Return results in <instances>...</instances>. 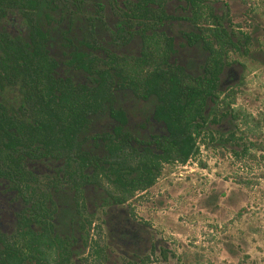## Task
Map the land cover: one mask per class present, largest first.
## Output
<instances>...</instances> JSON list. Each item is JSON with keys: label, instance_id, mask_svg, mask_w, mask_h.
<instances>
[{"label": "trees", "instance_id": "obj_1", "mask_svg": "<svg viewBox=\"0 0 264 264\" xmlns=\"http://www.w3.org/2000/svg\"><path fill=\"white\" fill-rule=\"evenodd\" d=\"M238 44L210 0H0V264H79L99 217L137 233L127 202L238 117Z\"/></svg>", "mask_w": 264, "mask_h": 264}, {"label": "rangeland", "instance_id": "obj_2", "mask_svg": "<svg viewBox=\"0 0 264 264\" xmlns=\"http://www.w3.org/2000/svg\"><path fill=\"white\" fill-rule=\"evenodd\" d=\"M210 3L239 43L222 75L238 117L207 124L187 162L127 202L137 233L113 240L93 220L79 264H264V0Z\"/></svg>", "mask_w": 264, "mask_h": 264}]
</instances>
